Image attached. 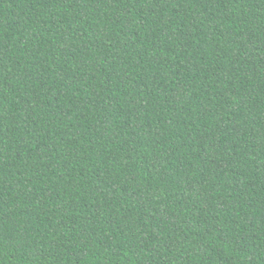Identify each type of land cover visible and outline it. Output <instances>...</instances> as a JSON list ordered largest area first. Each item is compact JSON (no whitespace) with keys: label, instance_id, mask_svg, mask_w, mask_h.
I'll return each mask as SVG.
<instances>
[{"label":"trees","instance_id":"obj_1","mask_svg":"<svg viewBox=\"0 0 264 264\" xmlns=\"http://www.w3.org/2000/svg\"><path fill=\"white\" fill-rule=\"evenodd\" d=\"M0 264H264V0H0Z\"/></svg>","mask_w":264,"mask_h":264}]
</instances>
